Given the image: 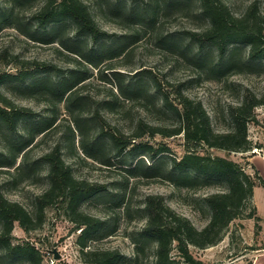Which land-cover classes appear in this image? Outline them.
Wrapping results in <instances>:
<instances>
[{"label":"trees","instance_id":"16d2710c","mask_svg":"<svg viewBox=\"0 0 264 264\" xmlns=\"http://www.w3.org/2000/svg\"><path fill=\"white\" fill-rule=\"evenodd\" d=\"M96 1L102 11L124 15L129 23L138 26L115 38L114 34L97 24L90 7L83 0H8L10 6L7 7H2L0 2V30L13 27L33 41L57 43L60 46L57 50L67 57L68 62L73 63L68 71L55 77L51 70L56 66L36 62L43 77L28 81L32 74L24 69L19 73L0 74V84L7 79H17L25 85L22 91L27 95L41 94L42 99L53 104L64 101L72 115L73 124L82 136L81 146L86 155L99 161L107 169L120 164L125 170L124 179L118 182L119 185L128 182L130 178L161 179L178 189L195 191L212 185L215 181H222L226 183L227 189L203 196L209 218L202 228L196 227L189 218L176 212L167 204L164 196L149 197L144 206L146 223L133 237L135 254L127 258L118 250L95 248L89 244L97 232L104 233L105 223L81 212L78 206L82 200L107 188L102 185L78 184L71 167L62 158L60 146H57L43 156L49 164L50 186L37 197L34 213L21 203L6 197L0 186V251L9 264L17 260H24L28 264H43V255L33 243L12 242L14 225L18 221L27 232L38 229L43 224L45 208L49 204L67 201L71 219L76 222L74 230L80 231L77 245L82 264H143L152 243L156 246L153 264H179L180 259L173 254L174 250L189 264H204L192 254L190 246L207 248L217 244L230 223L244 215L251 204L256 186L255 178L238 162L214 155L212 149L241 151L250 148L249 122L254 119L255 108L264 105V91L258 95L246 88L243 101L230 109L233 128L221 132L213 128L210 115L201 101L184 94L182 84L173 86L167 81L172 86L168 89L164 88L163 80L155 78V93L161 95V106L178 117L177 124L154 125L140 119L137 128L126 134L109 126L99 111H95L92 120L101 129L91 135L87 130L91 122L82 115L88 99L81 93V88L93 75L90 66L98 67L105 61L120 58L131 51V47L145 33L153 31L160 11L166 5L164 0H146L141 7L136 0ZM197 1V13L205 20V25L198 31L189 32L190 40L187 43L171 35H158L157 46L168 52L172 51L177 56L176 61L182 59L194 65L201 73L207 71L218 79L241 71H262L264 13L261 12L260 1L253 0L240 15L235 14L225 0ZM36 3L38 5L27 17V9L34 7ZM189 3V0H175L178 8L186 7ZM70 25L74 29L72 34L69 33L72 31ZM142 30L145 32L142 33ZM190 44L197 46V50H192L191 55ZM246 47L247 54H240ZM213 51H216L217 56H213ZM116 65L105 66L107 73H111L107 79L115 84L116 89H110L107 92L109 98H104L101 104L113 111L122 100H141L151 104L153 94L143 82V72L133 75L128 81ZM57 69L60 71V68ZM171 93H175V98H171ZM33 114L32 111L17 106L0 90V122L9 131L17 133L19 122ZM55 123V115L33 122L31 136L35 132H48ZM147 135H160L164 138L183 136L186 151L180 157L169 156L167 153L170 148L167 145L155 147L143 140ZM102 136L108 137V145L101 142ZM32 139L12 141L11 145H6L8 151L0 150V167H14L18 157L22 155V163L16 170L28 168L30 160L27 155ZM129 157L132 161L128 160ZM121 203L120 201L118 205ZM256 210L253 206L247 215H255L259 219L255 214Z\"/></svg>","mask_w":264,"mask_h":264},{"label":"rangeland","instance_id":"374dc122","mask_svg":"<svg viewBox=\"0 0 264 264\" xmlns=\"http://www.w3.org/2000/svg\"><path fill=\"white\" fill-rule=\"evenodd\" d=\"M88 4L97 24L104 30L115 35L123 36L132 28L124 15H114L101 10L96 0H83ZM146 0H136L142 6ZM166 5L160 11L157 25L151 33H145L142 39L131 47V51L120 58L105 61L98 67L90 66L93 75L81 88V93L87 96L88 103L83 110V117L91 124L87 130L92 135L99 132L101 127L92 120L95 111H99L109 126L118 128L126 134L132 133L138 126L140 119L151 124L175 125L178 117L161 106V95L155 93V78L163 80L164 88L182 84L184 94L201 101L210 115L211 123L216 131H227L233 128L230 109L243 101L246 88L260 95L264 91V68L262 71H241L227 74L220 79L214 78L212 73H201L194 65L184 60H177L172 51H166L157 46L158 35H171L177 39L189 42V32L200 30L205 20L199 15L197 0H189L186 7L176 6L175 0H164ZM230 9L237 15L245 12L253 0H225ZM260 1L261 12L264 13V0ZM2 7L10 6L8 0H0ZM34 7L27 9L28 17ZM73 26L69 28L74 32ZM145 32L144 30L141 31ZM57 43L44 44L33 41L21 34L13 27L0 30V74L19 73L26 69L29 71L28 81L43 77L42 70H38L37 63L53 64V76H61L72 66L67 57L57 48ZM192 50H197L195 44H190ZM248 47L240 54L246 55ZM213 56H217L213 51ZM114 64L118 66L128 81L133 75L143 72L146 88L150 89L151 104L141 100H122L113 110L104 107L101 101L109 98L107 92L115 90L116 86L107 77L105 66ZM38 68V69H37ZM141 70V71H140ZM139 71V72H137ZM137 72V73H136ZM24 84L17 79H7L0 84V90L17 106L28 109L34 114L23 118L18 124L17 133H12L0 122V150L8 151L6 145L16 140L32 139L27 158L30 160L28 168L16 170L22 163V155L17 159L14 167H0V186L6 197L17 201L30 212L36 210L37 197L48 190L50 180L48 177L49 164L43 156L60 146L62 158L66 165L71 167L72 174L78 184L93 186H106L107 189L97 192L79 203L78 209L101 219L105 223L104 233L97 232L90 241L92 247L118 250L127 258L134 256L133 237L145 225L147 214L144 210L145 201L149 197L162 195L169 206L176 212L189 218L196 227H204L209 218V210L203 203V196L209 193L227 189L226 183L215 181L212 185L199 190L178 189L172 183L161 179H128L123 181L125 170L121 165L107 169L99 161L86 155L81 146V135L71 119V113L65 102L51 103L42 99V95L30 96L24 93ZM174 90V89H172ZM171 93V98H175ZM148 104V105H144ZM56 116V123L46 133H33V122L46 120ZM107 125V126H108ZM72 129V130H71ZM31 132V133H30ZM249 139L251 146L248 150L226 151L212 149L214 155L227 157L238 162L247 173L256 180L254 195L251 204L246 208L244 215L233 220L226 229L222 239L215 245L207 248L190 246L192 254L202 260L204 264H264V105L255 108L254 119L249 122ZM101 142L108 145V137L102 136ZM144 141L155 147L167 145L169 156L180 157L185 153L183 136L177 135L168 138L147 135ZM9 147V146H8ZM128 160L132 161L130 157ZM9 170V171H8ZM24 172L23 174H20ZM122 202L118 205L119 202ZM253 206L257 208L256 216L249 217ZM76 222L72 221L68 203L57 201L45 208V217L40 228L25 231L17 221L12 232L13 243H33L43 255V264H82L77 237L80 231H75ZM1 230V224H0ZM100 230V229H99ZM107 233V234H106ZM155 243L148 248L149 253L143 264H153ZM57 250L61 258H54ZM173 254L180 259L179 264H189L174 250ZM0 264H9L0 251ZM12 264H28L24 260L14 261Z\"/></svg>","mask_w":264,"mask_h":264},{"label":"water","instance_id":"95a60500","mask_svg":"<svg viewBox=\"0 0 264 264\" xmlns=\"http://www.w3.org/2000/svg\"><path fill=\"white\" fill-rule=\"evenodd\" d=\"M54 258L55 259H60L61 258V255H60V253L57 250L54 251Z\"/></svg>","mask_w":264,"mask_h":264}]
</instances>
